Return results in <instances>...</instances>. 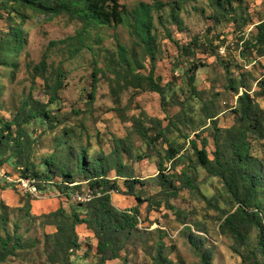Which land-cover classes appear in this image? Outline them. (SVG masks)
Returning <instances> with one entry per match:
<instances>
[{
  "label": "rangeland",
  "instance_id": "1",
  "mask_svg": "<svg viewBox=\"0 0 264 264\" xmlns=\"http://www.w3.org/2000/svg\"><path fill=\"white\" fill-rule=\"evenodd\" d=\"M119 1L125 5L123 24L90 25L82 30L81 38L76 33L82 23L67 14L48 18L45 14L32 15L29 10L23 16H11L0 9V38L13 25H20L25 37L23 49L13 56L15 67L4 64L0 56V117L11 120L26 101L25 112L46 106L51 116L23 125L24 153L17 167L19 154L14 152L13 143L1 151L0 159L10 156L12 161L0 164V256L4 253L1 238L11 237L9 247H13L15 223L20 228L17 248L0 264L98 262L94 233L85 224L74 227L76 247L66 249L64 232L62 239L57 238V224H63L67 234L72 212L84 218L91 209L84 206L88 201L83 199L99 196V191L89 189L88 180L77 169L81 148L86 150L85 164L96 157L107 158L106 179L117 186L110 192V202L116 210L132 215L130 210L137 201L129 195V182L141 181L133 189L144 202L138 205L136 222L130 228L132 236H113L118 258L105 264H244L245 255L247 264H263L264 255L259 250L261 230L245 225L238 238L225 226L226 218L240 206L234 198L241 192L240 187L233 194L225 179L213 177L198 166L189 142L196 140L199 148L205 144L207 155L215 160L211 120H216L222 156L231 158L228 131L242 126L235 110L238 96L244 91L259 103L264 126V47L253 43L255 26L264 20V0H223L221 6L218 0H161L165 4L153 11L152 32L154 75L164 87V102L159 93L134 86L135 74H147L151 62L133 30L131 10L140 1L152 0ZM67 37L65 42L50 46L52 40ZM194 37L198 44L192 45L193 52L181 54L175 41L188 45ZM118 43L127 49V65L119 58ZM44 54L47 70L35 76L34 65ZM195 63L202 66L194 74L193 93L187 77ZM58 70L64 74V85L57 101L49 103L46 84H53ZM228 80L240 87L239 95L228 89ZM93 84L95 91L91 94ZM204 107L212 119L206 118ZM136 119L142 120L154 139L151 146L147 147L135 132ZM16 129L15 124L12 132L16 133ZM248 139L257 164L253 172L262 187L258 211L264 229V131H250ZM115 140L122 161L118 173ZM169 147L179 152L174 168L163 160ZM28 151L31 169L35 168L40 178L32 170L28 177L24 176ZM50 156L55 166L51 173L46 164ZM161 160L162 173L179 175L184 171L198 190L176 182L175 194L163 191L156 178ZM47 175L53 177L45 181ZM23 180L35 183L36 190L25 186ZM67 192L71 195L67 196ZM59 208L64 212L55 215ZM105 224L114 226L118 221L108 218Z\"/></svg>",
  "mask_w": 264,
  "mask_h": 264
},
{
  "label": "trees",
  "instance_id": "2",
  "mask_svg": "<svg viewBox=\"0 0 264 264\" xmlns=\"http://www.w3.org/2000/svg\"><path fill=\"white\" fill-rule=\"evenodd\" d=\"M219 6L222 5L223 0H218ZM230 2L231 0H225ZM165 3L161 0H152V3L138 2L131 10V16L133 19L132 27L135 34L141 40L144 49L150 55L151 68L147 74L136 73L134 86L141 90H150L159 93L161 101H165L164 87H161L158 81V77L154 75L155 67V48L154 40L155 35L152 32L154 28V15L153 11L155 9H160ZM0 9L9 12V15L17 13L19 15L25 14V11H32V15L45 14L48 18H53L54 16L60 14H67L71 18L76 19L82 23V29L77 31V38H81L82 30L90 25H107L116 26L123 24L125 21V5L119 0H0ZM256 34L254 37V44L260 47H264V20L255 26ZM168 32V30H167ZM67 38L60 40H52L50 46L56 45L58 43L65 42ZM25 37L24 30L20 25H13L11 31L3 38H0V56H2L4 64L15 67L17 61L13 57L18 54L24 47ZM198 39L194 37L190 44L181 45L175 41L178 51L181 54H191L193 52V46L197 45ZM117 50L120 60L126 65L129 64L128 58L126 56L127 49L122 44H117ZM13 57V58H12ZM202 64H192L189 69V75L187 77L188 84L193 93H196L194 87L195 72L201 67ZM47 70V54H44L42 60L34 65V75L37 76ZM96 70V68H95ZM97 71L93 72L96 75ZM63 72L58 70L55 74L53 84H46V88L49 92V103L57 101L59 98V91L64 85ZM244 83V82H242ZM228 89L236 92L238 95L240 93V87L235 85L232 80H228ZM95 86L92 85L91 94H94ZM259 95V94H258ZM26 101L22 108L14 115L11 120H4L0 117V155L1 151L8 147L9 144L13 143L14 152H17L18 161L15 163L17 167L18 163L23 160L24 153V143L22 135L26 136L23 131V125L29 123L31 120L38 119L39 117L50 119V112L46 109V106L35 108L29 112H25ZM262 109L259 103L256 102L255 98L251 96L248 91H244L240 96H238V106L235 110L236 118L239 123L242 124L239 128L233 126L228 131V137L232 147V157L224 159L221 153L220 146V129L217 128L216 120H211L213 124V131L211 133V138L216 146L215 160H211L207 155L205 150V144L199 148L196 140H190V147L193 150V154L196 158V163L201 168H204L211 176L220 177L227 181L228 188L234 194L236 190L240 187L241 192L235 193V201H237L240 206L237 208L234 214L229 215L226 218L225 226L228 227L229 231L236 237H241L242 229L245 225L250 227H256L261 230L259 237V250L264 255V229L262 228V216L258 211L261 208V202L259 200V192L262 188L259 184L260 180L256 177L253 171L256 170L257 164L251 156L252 145L248 139L250 131L263 132V118L261 116ZM204 114L207 119H212L208 113V109L204 107ZM17 126L16 133L12 132L13 125ZM135 132L142 138L147 147L153 144L154 139L150 137L143 126L142 120L136 119L134 122ZM159 136L162 133L159 132ZM116 141V140H115ZM204 143V142H203ZM5 146V148H3ZM114 155L116 156V170L119 172V167L122 166V161L120 159V147L118 141L114 148ZM178 150L169 147L166 150L163 160L171 162L174 168L178 158ZM30 152L25 156L26 163L23 169L24 176L28 177L30 170L37 177H42L40 173L32 168V163L29 162ZM78 163L77 169L84 174V177L88 180L89 189L99 191V196L90 199L84 206L88 211L84 218L80 217V214L72 212V223L69 227L68 233L65 234L66 229L63 224H57V238L62 239V234L64 232V241L67 244L66 249H72L77 245V236L74 231V227L78 224H85L87 228L92 230L96 239V253L98 255V262L96 264H105L106 261L117 259L118 254L115 249V245L112 242L113 236H124L129 239L132 236L130 228L134 227L136 222V215L138 213V205L142 204L144 200L133 193L134 185L139 184L141 181L133 179L129 182L128 191H131L129 195L135 197L137 205L131 208L130 212L132 215L126 211L116 210L110 202L111 194L110 192L116 190V184L110 183L106 179V172L109 170V163L107 158H94L91 162L85 164L87 158L86 150L81 148L78 153ZM12 157L8 156L4 159H0V164L11 162ZM159 163V173L157 175V181L162 190H166L171 194H175L177 191L176 182L181 183L182 187L189 188L191 190H198L194 182L190 177L182 171L179 175L175 174H164L162 173V162ZM53 157L46 158V164L48 172H54L55 166H53ZM89 166L91 170H89ZM61 171L64 172L65 167L61 165ZM48 176V175H47ZM53 177L49 175L45 181H48ZM130 181V180H125ZM241 183V184H240ZM38 186H41L38 183ZM70 188L69 185H65ZM79 188V184L75 185ZM71 193L67 192V196ZM204 197V196H203ZM147 201V200H145ZM212 200H209L211 203ZM148 202V201H147ZM149 203V202H148ZM158 205L160 203L158 202ZM177 214L179 211L170 207ZM254 210V213H250V210ZM148 210H150V205L148 204ZM257 210V211H256ZM64 212L63 208H59L55 215ZM108 218H114L118 221V224L110 226L105 224ZM20 228L19 223H15V239L16 242L13 247H9L11 242V237L1 238V245L4 249V253L0 256V263L7 259L19 244L18 230ZM129 237V238H128ZM63 244V241L61 242ZM63 246V245H62ZM249 259L247 255L243 256V263L247 264ZM65 264V263H64ZM157 264H161L157 262ZM264 264V262H263Z\"/></svg>",
  "mask_w": 264,
  "mask_h": 264
},
{
  "label": "built area",
  "instance_id": "3",
  "mask_svg": "<svg viewBox=\"0 0 264 264\" xmlns=\"http://www.w3.org/2000/svg\"><path fill=\"white\" fill-rule=\"evenodd\" d=\"M30 180H31V179H30ZM30 180H28L27 182L23 180L24 185L30 187L31 189L36 190V187H37L36 184H35V183L32 184V183L30 182ZM35 181H36V180L34 179L33 182H35ZM90 198H91V197H86V198H84L83 200H85V201H89Z\"/></svg>",
  "mask_w": 264,
  "mask_h": 264
}]
</instances>
